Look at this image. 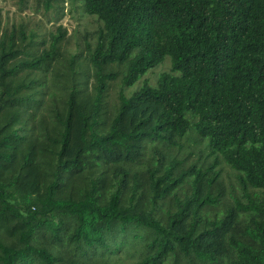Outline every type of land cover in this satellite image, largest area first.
Wrapping results in <instances>:
<instances>
[{
    "label": "trees",
    "instance_id": "1",
    "mask_svg": "<svg viewBox=\"0 0 264 264\" xmlns=\"http://www.w3.org/2000/svg\"><path fill=\"white\" fill-rule=\"evenodd\" d=\"M70 2L0 9V264H264V0Z\"/></svg>",
    "mask_w": 264,
    "mask_h": 264
},
{
    "label": "rangeland",
    "instance_id": "2",
    "mask_svg": "<svg viewBox=\"0 0 264 264\" xmlns=\"http://www.w3.org/2000/svg\"><path fill=\"white\" fill-rule=\"evenodd\" d=\"M72 4L70 0H64L60 3L59 11L46 13L43 7L38 9L36 2H30L28 6L21 7L17 0H0V9L4 24L11 27L20 22H28L32 26L38 24L42 31H55L59 26H63L68 31L70 44L75 46L78 42H83L91 38L92 33L97 30L98 24L93 17L87 16L79 7L81 4ZM88 35V36H87ZM171 58L167 57L166 62L160 64L156 69L148 72V77L152 85H157L159 75L165 70H170ZM144 77V78H145ZM143 78V79H144ZM142 85V80L128 89L127 94L131 95Z\"/></svg>",
    "mask_w": 264,
    "mask_h": 264
}]
</instances>
